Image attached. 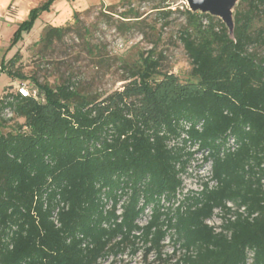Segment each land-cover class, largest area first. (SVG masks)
Masks as SVG:
<instances>
[{
    "label": "trees",
    "instance_id": "trees-1",
    "mask_svg": "<svg viewBox=\"0 0 264 264\" xmlns=\"http://www.w3.org/2000/svg\"><path fill=\"white\" fill-rule=\"evenodd\" d=\"M182 13L185 83L162 72L152 50L122 66L124 84L103 96L80 93L70 78L54 86L26 78L14 69L17 54L1 63L38 98L17 93L25 83L0 95V264H116L139 252L146 264H247L249 254L264 264V0L238 2L232 36L218 19ZM140 18L132 8L119 14L127 31ZM77 29L89 37L90 28ZM71 30L47 26L40 43L49 48ZM188 142L209 152L214 188L182 193ZM228 202L244 208L233 221ZM216 209L219 233L205 223Z\"/></svg>",
    "mask_w": 264,
    "mask_h": 264
},
{
    "label": "rangeland",
    "instance_id": "rangeland-1",
    "mask_svg": "<svg viewBox=\"0 0 264 264\" xmlns=\"http://www.w3.org/2000/svg\"><path fill=\"white\" fill-rule=\"evenodd\" d=\"M48 1L0 0V65L17 54L14 69L17 68L26 78L33 77L39 83L50 86L70 78L80 93L103 96L119 90L124 84L121 81L125 76L122 66L135 64L141 55L152 50L163 58L162 72L174 75L181 83L191 81V65L178 40V34L185 26L182 12L188 9L184 0H53L48 11L39 14L27 31L20 30L31 13ZM158 7H165L163 10L171 12L167 20L156 15L154 8ZM128 8L141 15L140 19L144 20L141 27L129 31L122 29L119 14ZM74 13L78 14V24L73 18ZM47 26H68L72 30L62 41L45 48L40 43V37ZM77 27L90 28L89 37L82 38L77 33ZM17 32H20V37L14 43ZM87 42L91 52L86 50ZM11 83L13 86L25 83L32 89L29 80L21 82L15 79L11 82L0 73V95ZM7 131L5 129L3 133ZM199 174L204 172H197ZM144 222L141 220V223ZM165 244V251L171 253L168 238ZM152 259L153 256H150L148 261ZM116 264L146 262L139 252L135 257L127 254L119 257Z\"/></svg>",
    "mask_w": 264,
    "mask_h": 264
},
{
    "label": "built area",
    "instance_id": "built-area-1",
    "mask_svg": "<svg viewBox=\"0 0 264 264\" xmlns=\"http://www.w3.org/2000/svg\"><path fill=\"white\" fill-rule=\"evenodd\" d=\"M17 93L21 97H33L38 98L36 90H30L27 85H17ZM3 116L5 118H10L11 114L8 110H5L3 113ZM188 126H186V129ZM181 139L187 140L188 137L185 134H182ZM189 148L188 150L191 152H194V156L192 161L190 162L189 167L186 169V173L182 174L180 176V179L182 181V193H188V192H200L204 189L205 184L207 185L208 189H212L216 186V182L213 181L212 174H211V166L212 161L208 160L205 161V158L208 156V151L203 150L200 151L198 143L193 144V146L190 148V142L187 143ZM233 140H230L228 143V146L232 147L233 150ZM170 145H173L171 142ZM194 171V172H192ZM197 172H204V174L197 175ZM226 207L230 209V213L226 215V219H229L233 221L235 219L234 212H237L239 214L244 213V208H236L232 203H226ZM147 212V211H146ZM148 213V212H147ZM224 222V214L222 210L216 209L213 212V215L210 219H207L205 223L213 229L215 233H219L221 231V227ZM251 254L248 255L247 264H251Z\"/></svg>",
    "mask_w": 264,
    "mask_h": 264
},
{
    "label": "water",
    "instance_id": "water-1",
    "mask_svg": "<svg viewBox=\"0 0 264 264\" xmlns=\"http://www.w3.org/2000/svg\"><path fill=\"white\" fill-rule=\"evenodd\" d=\"M188 11L191 13L207 14L218 18L228 30V35L233 34V9L239 0H184Z\"/></svg>",
    "mask_w": 264,
    "mask_h": 264
}]
</instances>
